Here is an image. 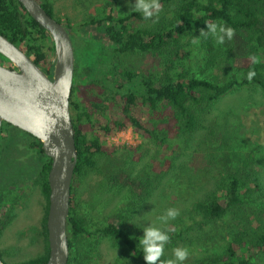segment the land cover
<instances>
[{
    "label": "trees",
    "instance_id": "16d2710c",
    "mask_svg": "<svg viewBox=\"0 0 264 264\" xmlns=\"http://www.w3.org/2000/svg\"><path fill=\"white\" fill-rule=\"evenodd\" d=\"M39 1L54 17L51 1ZM171 2L173 0H159L161 11ZM134 19L145 20L143 13L134 8L121 10L119 16L110 12L91 17L80 25L87 36L78 37L83 41L78 46L72 26L57 19L72 39L74 71L78 72L80 65L92 69L73 80L69 100L77 149L72 182L91 170H98L99 159L108 155L120 152L124 161L131 164L143 158L142 145L108 146L106 137L119 130L133 127L143 140L155 146V152L139 174L131 175L119 168L107 178L109 186L127 190V212L138 209L158 188L162 176L172 169L182 148L188 146L198 132L203 113L217 99L234 87L258 85L264 90V0H176L169 11L150 26L135 25ZM210 24L231 28L234 33L230 40L234 54L228 63L233 71L221 82L197 77L189 64L190 47L185 40L188 35L200 37L201 47L207 53L206 66L214 67L217 63L215 38L206 32ZM92 25L104 27L106 43L89 32L87 27ZM0 34L52 75L55 57L51 37L18 0H0ZM146 52L162 57L161 72L154 77L120 64V54ZM0 59H3L1 55ZM105 69L108 74H103ZM250 71L255 72L251 80L247 76ZM84 84L90 86L93 97L88 101L74 99V93ZM11 126L3 123L1 127L0 155L1 140L6 139L2 133ZM24 134L30 137L26 145L28 151L43 158L35 182L40 185L46 201L41 222L44 251L14 264H46L49 251L47 174L51 159L44 154L39 139L27 132ZM72 182L66 222L68 264H80V253L72 248L83 235L107 236L119 247V255L110 264H147L140 245L145 235L143 229L132 231L112 221L91 228L85 215L75 210ZM18 200L13 194L3 199L8 207L0 211V235ZM222 220L228 221V225L222 241L217 244L220 250H213V244L202 245L189 236L195 226L217 225ZM158 229L166 231L170 237L160 261L174 259V249L185 248L188 257L182 264H264V185L257 175L254 158L247 156L235 166L224 167L214 186L191 203L187 215Z\"/></svg>",
    "mask_w": 264,
    "mask_h": 264
},
{
    "label": "rangeland",
    "instance_id": "374dc122",
    "mask_svg": "<svg viewBox=\"0 0 264 264\" xmlns=\"http://www.w3.org/2000/svg\"><path fill=\"white\" fill-rule=\"evenodd\" d=\"M53 15L64 23L70 24L76 34V45H81L78 37L87 36L80 25L91 17L133 8L136 0H50ZM165 9L145 20L134 19V24L150 26L163 14ZM219 27V26H218ZM89 32L97 40L106 43L104 27L89 26ZM189 64L197 77L223 81L233 70L228 66L233 50L230 40L225 38L223 44L215 41L218 61L214 67L206 66L207 53L201 47L200 37L188 35ZM195 41V42H194ZM120 64L139 73L154 77L162 69V57L152 52L123 53L118 56ZM92 72L87 66L80 65L74 71L73 80ZM107 73L106 69L103 74ZM108 74V73H107ZM240 73H237L239 76ZM89 85L80 86L74 93V99L88 101L93 97ZM111 135H114L111 134ZM108 135L107 137H110ZM140 135V134H139ZM0 155V211L8 205L3 199L13 194L18 201L12 207V217L0 235V256L6 264H14L37 256L44 251V237L41 222L45 212V197L40 185L35 182L43 163V158L29 152L26 145L30 141L24 132L14 126L2 133ZM136 144H121L115 139L108 146L137 147L142 145L144 156L131 164L124 161L122 153L108 155L99 159V169L91 170L84 176L73 179L75 191V210L85 215L89 226L101 225L108 221L125 225L132 231L147 227L160 228L175 218L188 214L191 203L208 192L218 179L219 172L227 165L235 166L243 158H254L257 175L264 185V90L258 85L234 87L217 99L201 117L198 132L191 138L189 145L165 173L158 188L133 212L125 211L127 190L118 186H109L107 178L119 168L126 169L131 175L139 174L143 164L155 152V146L140 136ZM117 144V145H115ZM176 210L178 215L166 222L160 217L166 216L168 210ZM227 220V219H226ZM186 222V220H185ZM228 221L222 220L217 225L208 223L203 227H193L189 236L213 244V250H220L217 244L227 230ZM76 246L80 253V264H110L119 255V247L107 236L83 235L77 239ZM77 264V263H72Z\"/></svg>",
    "mask_w": 264,
    "mask_h": 264
},
{
    "label": "water",
    "instance_id": "95a60500",
    "mask_svg": "<svg viewBox=\"0 0 264 264\" xmlns=\"http://www.w3.org/2000/svg\"><path fill=\"white\" fill-rule=\"evenodd\" d=\"M48 32L53 42L54 64L49 76L24 51L0 34V132L3 123L39 139L51 159L46 228V264H68L67 217L70 189L77 160L69 100L75 55L69 31L49 15L39 0H18ZM0 264H6L0 256Z\"/></svg>",
    "mask_w": 264,
    "mask_h": 264
},
{
    "label": "clouds",
    "instance_id": "9594fccd",
    "mask_svg": "<svg viewBox=\"0 0 264 264\" xmlns=\"http://www.w3.org/2000/svg\"><path fill=\"white\" fill-rule=\"evenodd\" d=\"M133 8L136 11L142 12L145 19L151 18L161 11L159 0H136ZM207 28L208 30L206 32H210L218 44H223L225 38L231 40L234 34L233 29L225 28L222 25L218 27L216 24H210L207 25ZM247 76L248 79L251 80L253 76H255V72L250 71ZM177 215L178 213L176 210L170 209L166 216H161L159 219L161 222H166L169 218L174 219ZM143 231L145 235L140 240V245L144 252L143 257L147 264H157V262L160 261V257L163 255L164 246L169 241L170 237L166 231L154 227L144 228ZM174 257V259L166 262L160 261V264H182L188 257L187 249H174Z\"/></svg>",
    "mask_w": 264,
    "mask_h": 264
},
{
    "label": "built area",
    "instance_id": "2783aa9c",
    "mask_svg": "<svg viewBox=\"0 0 264 264\" xmlns=\"http://www.w3.org/2000/svg\"><path fill=\"white\" fill-rule=\"evenodd\" d=\"M140 135L137 131L134 130L133 127H127L125 129L119 130L111 135L110 137H106L107 144L110 143L109 141L115 139L116 141L120 142L121 144H136L140 142ZM117 145V144H115Z\"/></svg>",
    "mask_w": 264,
    "mask_h": 264
},
{
    "label": "flooded vegetation",
    "instance_id": "af4514ba",
    "mask_svg": "<svg viewBox=\"0 0 264 264\" xmlns=\"http://www.w3.org/2000/svg\"><path fill=\"white\" fill-rule=\"evenodd\" d=\"M0 64L6 65V66H11V64L7 61H5V59H0Z\"/></svg>",
    "mask_w": 264,
    "mask_h": 264
}]
</instances>
